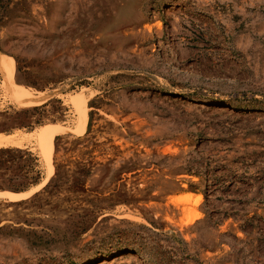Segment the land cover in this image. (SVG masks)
<instances>
[{
  "label": "rangeland",
  "instance_id": "374dc122",
  "mask_svg": "<svg viewBox=\"0 0 264 264\" xmlns=\"http://www.w3.org/2000/svg\"><path fill=\"white\" fill-rule=\"evenodd\" d=\"M0 52V264H264V0H0Z\"/></svg>",
  "mask_w": 264,
  "mask_h": 264
},
{
  "label": "bare ground",
  "instance_id": "6f19581e",
  "mask_svg": "<svg viewBox=\"0 0 264 264\" xmlns=\"http://www.w3.org/2000/svg\"><path fill=\"white\" fill-rule=\"evenodd\" d=\"M5 58H4V55L0 52V67H3L4 66V64H5V60H4ZM8 76V75H7ZM18 87V86H17ZM11 88V87H10ZM10 88L8 89V90H10ZM7 90V89H6ZM11 92V91H10ZM13 92H16V90L15 91H13V89H12V93ZM23 92V91H22ZM11 93V94H12ZM17 93H18V91H17ZM20 93H21V91H20ZM15 94V93H14ZM22 95V97L20 96V98H18L17 100H20L21 102L22 101H25L26 99V101H30V99L31 100H33L32 98H34V97H36V96H34L33 97V95H32V93L31 92H29V91H25V92H23V93H21ZM15 96V95H14ZM17 97H19V95H17ZM22 98H24L25 100H21ZM15 99V98H14ZM17 102V101H16ZM20 103V102H19ZM18 103V104H19ZM24 103V102H23ZM41 132V131H40ZM15 133V132H14ZM35 134H36V132H34ZM33 132H32V134H34ZM51 133V132H50ZM28 134V133H27ZM37 135V134H36ZM4 136H6V135H4ZM33 136V135H32ZM39 136V135H38ZM7 137V136H6ZM29 135H26L24 132H18V133H16V135L14 134L13 136L11 135V137H10V141L11 142H13L15 145L16 144H18L19 145V143H21V142H25V140H27V139H29ZM41 137V136H40ZM37 139H38V137H37ZM41 139V138H40ZM3 141V140H2ZM0 142H1V140H0ZM4 142V141H3ZM6 144V143H5ZM9 144H11V143H9ZM5 146V145H4ZM8 193V192H7ZM10 194V193H9ZM196 217V216H195ZM198 218V217H197ZM191 221V220H190Z\"/></svg>",
  "mask_w": 264,
  "mask_h": 264
}]
</instances>
